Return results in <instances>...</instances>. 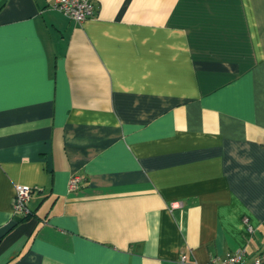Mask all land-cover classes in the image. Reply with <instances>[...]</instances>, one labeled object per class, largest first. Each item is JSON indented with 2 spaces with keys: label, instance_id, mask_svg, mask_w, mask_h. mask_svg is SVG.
I'll use <instances>...</instances> for the list:
<instances>
[{
  "label": "crops",
  "instance_id": "obj_1",
  "mask_svg": "<svg viewBox=\"0 0 264 264\" xmlns=\"http://www.w3.org/2000/svg\"><path fill=\"white\" fill-rule=\"evenodd\" d=\"M52 1L0 0V264H264V0Z\"/></svg>",
  "mask_w": 264,
  "mask_h": 264
},
{
  "label": "built area",
  "instance_id": "obj_2",
  "mask_svg": "<svg viewBox=\"0 0 264 264\" xmlns=\"http://www.w3.org/2000/svg\"><path fill=\"white\" fill-rule=\"evenodd\" d=\"M52 7L69 19L82 23L94 14V4L91 0H53ZM80 178L73 175L69 179L68 189L75 190L79 187ZM31 195V187L25 184L15 185L14 210L27 213ZM245 251L238 249L228 252L223 257L211 258L206 264H244ZM199 264V263H193Z\"/></svg>",
  "mask_w": 264,
  "mask_h": 264
},
{
  "label": "trees",
  "instance_id": "obj_3",
  "mask_svg": "<svg viewBox=\"0 0 264 264\" xmlns=\"http://www.w3.org/2000/svg\"><path fill=\"white\" fill-rule=\"evenodd\" d=\"M31 192H32V187H31ZM27 217V216H26Z\"/></svg>",
  "mask_w": 264,
  "mask_h": 264
}]
</instances>
